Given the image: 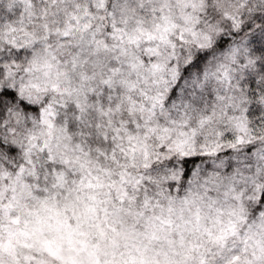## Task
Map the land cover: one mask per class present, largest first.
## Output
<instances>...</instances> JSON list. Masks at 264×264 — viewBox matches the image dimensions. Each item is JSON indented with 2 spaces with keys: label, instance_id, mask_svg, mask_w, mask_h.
<instances>
[{
  "label": "rangeland",
  "instance_id": "1",
  "mask_svg": "<svg viewBox=\"0 0 264 264\" xmlns=\"http://www.w3.org/2000/svg\"><path fill=\"white\" fill-rule=\"evenodd\" d=\"M248 1L216 3L237 28ZM58 2L5 34L32 48L16 88L43 107L8 120L22 160L0 164V264H264L242 42L168 101L191 51L224 32L207 0Z\"/></svg>",
  "mask_w": 264,
  "mask_h": 264
},
{
  "label": "trees",
  "instance_id": "2",
  "mask_svg": "<svg viewBox=\"0 0 264 264\" xmlns=\"http://www.w3.org/2000/svg\"><path fill=\"white\" fill-rule=\"evenodd\" d=\"M55 1L60 2V0H0V164L8 169L15 170L22 160L20 148L13 145L8 138L9 118L13 112L19 113L24 117L25 123H29L31 118L38 116L43 105L29 103L16 88L17 78L24 74L32 60V48L10 43L6 40L5 34L11 26H19L27 13L26 22L34 20V15L42 9H54ZM114 1L107 0V4ZM239 12V23L237 28H234L232 22L225 18L216 0H207V9L203 17L208 22H218L224 32L215 35L216 39L210 46L191 51L193 57L188 63L181 65L178 83L172 89L168 101L177 96L180 86L191 77H200L208 70L217 69L223 55L231 46L242 42L244 57L248 63L240 61L241 70L235 76L233 88L241 99L245 100L246 121L250 131L260 137L264 133V0H249ZM48 100L47 97L46 102ZM196 161L195 158L182 160L185 172L181 188L186 185L191 167ZM173 184L169 183L168 187L172 189ZM258 209H264V193Z\"/></svg>",
  "mask_w": 264,
  "mask_h": 264
}]
</instances>
